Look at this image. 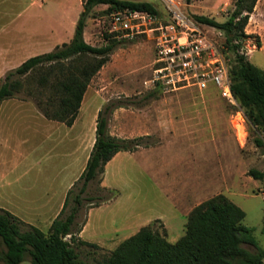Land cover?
<instances>
[{
  "label": "rangeland",
  "instance_id": "rangeland-1",
  "mask_svg": "<svg viewBox=\"0 0 264 264\" xmlns=\"http://www.w3.org/2000/svg\"><path fill=\"white\" fill-rule=\"evenodd\" d=\"M120 1L149 3L163 12L158 0ZM233 3L234 0H181L186 16H205L219 23L228 19ZM38 4H43V8ZM104 8L97 6L92 10L84 31V40L94 47L109 42L97 25ZM81 11L82 0H0V63L4 47L21 43L36 31L52 29L63 37H72ZM253 13L255 18L249 19L245 28V34L252 37L242 43L240 53L264 70V10L258 7ZM201 27L215 34L212 28ZM153 60L150 40L117 45L84 95L83 110L93 103L100 111L109 106L108 123L114 135H130L116 129L123 115L132 119L135 133L149 132L148 136H142L138 149H152L147 158L137 156L134 164H112L106 175L107 185L111 187L107 191L100 190L97 182L89 185L78 207L75 231L82 229L89 211L96 208L89 216L92 232L83 237L84 242L89 241L95 247L74 243L79 259L86 264H97L119 243L147 225L159 232L165 230L167 241L175 243L185 234L187 215L194 205L218 194L245 213L242 224L251 231L256 249L264 251V178L255 180L249 176L250 170L264 173V146L255 144V139L262 136L247 124L246 141L241 146L230 124L232 109L214 94L157 92L155 97H149L152 90L144 84L152 76ZM10 65L13 67L4 73L0 83L7 72L21 64ZM25 92L26 87L0 105V209L3 210L6 206L3 196L13 190L24 197L37 198L40 192L58 189L62 183L49 175L52 161L46 156L53 147L57 149L46 140L54 122L44 118L34 99ZM190 130L200 132L188 135L186 132ZM192 135L196 138L189 140L188 136ZM78 180L69 189L72 194L66 214L74 206L73 199L81 186ZM27 185L29 192H25ZM187 194H193L192 199L184 201L182 209L172 204L170 197L177 200ZM98 197L110 200L101 202ZM89 198L94 200L86 201ZM96 203L99 208L95 207ZM24 224L22 230L29 225ZM243 248L255 252L253 246L243 245ZM0 249H4L1 242Z\"/></svg>",
  "mask_w": 264,
  "mask_h": 264
},
{
  "label": "trees",
  "instance_id": "trees-1",
  "mask_svg": "<svg viewBox=\"0 0 264 264\" xmlns=\"http://www.w3.org/2000/svg\"><path fill=\"white\" fill-rule=\"evenodd\" d=\"M257 1L234 0V8L223 23L205 16H194L193 19L200 26L211 27L224 34L226 51L231 56L233 96L249 126L262 136L255 139L256 146L263 147L264 70L240 53L242 43L252 37L245 34V28ZM97 6H108L109 10L131 8L156 13L153 5L145 2L82 0V11L71 40L49 53L30 57L7 72L0 83V105L18 96L26 87L25 93L34 99L44 118L68 127L73 125L89 83L119 45L112 40L102 47H93L85 42L87 20ZM257 45L260 47L259 43ZM157 92L152 90L148 96L155 97ZM109 114V106L98 112L95 141L78 180L81 186L73 199L74 206L68 214L66 210L72 190L68 191L62 210L46 232L31 225L22 230L24 222L0 209V242L4 248L0 249V264H23L27 260L30 264H86L79 259L73 246L77 243L95 247L75 238L80 232L75 231V226L82 197L92 182H97L100 187L105 166L117 153L135 152L141 146L139 141L144 139L111 136L108 131ZM249 176L260 180L264 173L250 170ZM100 190L107 191L103 187ZM97 200L105 202L110 198L98 197ZM244 217L245 213L238 206L218 194L191 210L185 234L175 243L167 241L165 230L159 232L148 225L143 226L97 264H264V251L256 249L251 231L242 224ZM243 245L253 246L255 252L244 249Z\"/></svg>",
  "mask_w": 264,
  "mask_h": 264
},
{
  "label": "built area",
  "instance_id": "built-area-1",
  "mask_svg": "<svg viewBox=\"0 0 264 264\" xmlns=\"http://www.w3.org/2000/svg\"><path fill=\"white\" fill-rule=\"evenodd\" d=\"M158 1L163 12L103 6L97 25L109 41L119 44L150 40L152 76L144 85L164 95L183 91L216 95L232 109L231 128L238 143L244 145L248 122L231 90V56L224 34L214 28L215 34H210L186 16L181 0Z\"/></svg>",
  "mask_w": 264,
  "mask_h": 264
},
{
  "label": "crops",
  "instance_id": "crops-1",
  "mask_svg": "<svg viewBox=\"0 0 264 264\" xmlns=\"http://www.w3.org/2000/svg\"><path fill=\"white\" fill-rule=\"evenodd\" d=\"M38 7L43 8V4H38ZM258 7H260L261 10H264V0H258L254 10H257ZM4 13L5 12H2V14ZM253 17L255 18V13H252L250 20ZM84 35H86V32H84ZM71 36L73 37V35ZM72 37H63L58 31L45 29L44 32L36 31L35 33L29 34L21 41V43H19V41L15 45L7 46L6 48L4 47L2 49L3 51L0 63V79L3 77L4 73L7 70L13 67L10 64H21L30 57L49 53L53 51L56 46H59L62 43H68L71 40L70 38ZM85 42L93 46L92 44L87 42L86 38ZM93 105L94 103L83 110L82 101L78 115L73 125L70 127L59 122L51 121L54 122V124L50 127L48 131L49 136L46 137V140L49 141L52 146L55 145L57 149L53 147V149L50 150V153H46V156L49 157L52 161V167L50 168L49 175L54 180L60 179L62 181L59 188H49L48 190L42 191L40 192V196L37 198L32 196L24 197L23 195H20L15 190H13L11 194H5L3 196V202L6 205L4 208L6 211L10 212L21 221L34 226L43 232H46L48 230L53 220L62 210L68 190L70 189L74 181L80 178L90 156V152L95 141L96 119L98 112L100 111L98 107L95 108ZM120 111H123V109H120ZM134 128L135 127L133 125L132 119L128 120L124 118L123 115L120 116V119L116 124V129L120 132H129L130 135L124 136L123 133L114 135L112 126L108 123V131L110 135L116 136L117 138L133 139L134 137L149 135V132H140L137 134L135 133ZM199 132L200 131L198 130H190L186 133H188L189 135ZM195 138V135L188 136L189 140H193ZM212 140L215 141V137L212 138ZM164 146L165 145H163V147ZM151 149L152 148H140L135 152L117 153L105 166L104 173L101 176L100 186L106 189L111 188L109 185H107L106 175L109 167L112 164H134L137 160V156L139 155L147 158L151 153ZM24 188L27 189L25 190V192H29V185L25 186ZM192 195L187 194L186 196H183L184 198L177 197V200L175 197H170V200L175 207H180L182 209L183 206H181V204L184 201L186 202L188 200L190 202V200L192 199ZM194 196L195 197L193 202L195 204L197 201V196L196 194ZM189 202H187L186 205H188ZM197 204L198 203H196L194 207H196ZM94 209H91L89 211L87 221L78 233L77 237L82 241H85L83 239L85 234H91L92 232V226L89 222V216Z\"/></svg>",
  "mask_w": 264,
  "mask_h": 264
}]
</instances>
